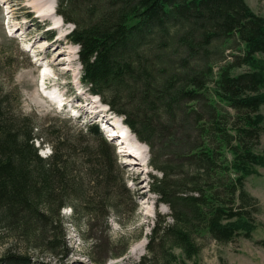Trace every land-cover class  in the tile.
I'll list each match as a JSON object with an SVG mask.
<instances>
[{"label":"trees","instance_id":"16d2710c","mask_svg":"<svg viewBox=\"0 0 264 264\" xmlns=\"http://www.w3.org/2000/svg\"><path fill=\"white\" fill-rule=\"evenodd\" d=\"M55 10L73 24L67 37L78 45L80 81L123 117L159 172L153 191L170 220L154 223L133 264H187L175 249L191 259L206 237L251 239L260 206L245 180L264 167V152L255 151L264 130V16L245 0H56ZM7 115L0 98V264H43L29 248L67 250L60 208H73L78 219L95 211L83 201L78 213L81 200L63 196L78 187L71 185L76 161L59 139L22 131ZM85 131L107 178L113 149L98 126ZM38 139L50 146L48 156L39 155ZM116 207L106 206L105 224L110 211L120 217ZM256 243L264 248V239Z\"/></svg>","mask_w":264,"mask_h":264},{"label":"rangeland","instance_id":"374dc122","mask_svg":"<svg viewBox=\"0 0 264 264\" xmlns=\"http://www.w3.org/2000/svg\"><path fill=\"white\" fill-rule=\"evenodd\" d=\"M245 1L255 13L264 16V0ZM51 2L0 0V98L6 105L7 116L19 129H28L50 142L59 139L63 153L76 161L71 168V185L78 187L72 186L63 196L81 200L76 204L78 213L83 201H90L89 208L95 212L91 218L78 219L73 208H60L59 214L65 220L67 250L29 248L28 254L32 261L43 264H98L94 260L103 258V264H133L145 253L154 223L163 218L170 220L169 208L153 191L154 176H159V172L149 164L147 145L132 132H128L126 142L142 148L140 159L124 154L116 139L111 138V124L120 130L125 125L123 117L80 81L78 45L67 37L73 24L63 20L56 10L58 17L43 16L49 13ZM260 112L264 114V104ZM94 126H98L108 148L114 152L115 163L107 178L105 169L96 164L91 154L93 135L85 131ZM34 145L39 147L42 157L51 152L50 146L39 143V139ZM255 151L264 152V130ZM255 169L256 173L245 180L246 190L257 198L260 206L252 238L239 236L229 242H217L206 237L200 242V251L191 259L176 248L178 259L187 264H264V248L256 243L264 239V167ZM109 204L117 205L120 217L110 211L105 224L103 216ZM58 205V201L54 202L52 213ZM121 237L123 241L128 239L127 248L121 256L111 257L123 249ZM20 246L22 243L16 242V247Z\"/></svg>","mask_w":264,"mask_h":264},{"label":"bare ground","instance_id":"6f19581e","mask_svg":"<svg viewBox=\"0 0 264 264\" xmlns=\"http://www.w3.org/2000/svg\"><path fill=\"white\" fill-rule=\"evenodd\" d=\"M49 7H50L49 13H47V14L43 13V16H55V15H57V14H55V0H52ZM55 17H58V16H55ZM55 25L59 26V24L57 25V23ZM103 128H104V126L101 127L102 130L105 129V128L104 129ZM128 132H130V130L125 125L120 130H118L116 126H113L111 124V130H110L111 135L110 136H111V138H115L116 141L119 143V145L121 147V151H123L124 154L131 156L132 159H135V160L140 159V157H142V148L137 146V145H134V144L132 145V144H129L128 142H126V140L128 138V134H129Z\"/></svg>","mask_w":264,"mask_h":264}]
</instances>
